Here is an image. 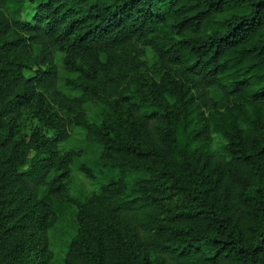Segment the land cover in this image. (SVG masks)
Instances as JSON below:
<instances>
[{
    "label": "trees",
    "instance_id": "1",
    "mask_svg": "<svg viewBox=\"0 0 264 264\" xmlns=\"http://www.w3.org/2000/svg\"><path fill=\"white\" fill-rule=\"evenodd\" d=\"M26 1L0 0V264H264V0Z\"/></svg>",
    "mask_w": 264,
    "mask_h": 264
},
{
    "label": "rangeland",
    "instance_id": "2",
    "mask_svg": "<svg viewBox=\"0 0 264 264\" xmlns=\"http://www.w3.org/2000/svg\"><path fill=\"white\" fill-rule=\"evenodd\" d=\"M39 1L38 0L37 2L33 3V2H30L29 0H27L25 2V6H24V9L22 11V20L25 22V23H29L31 24L32 21L34 20V17H35V14H36V9L39 5ZM26 75L28 77H32L33 76V72H27ZM37 130L41 135H49V132L47 130V128L41 124V122L38 120V118L36 117H33L31 118L29 121H28V124H27V130H26V134H27V140H29L30 138V135L35 131ZM28 169V166L23 168V170H27ZM59 251L57 250V253ZM59 254V253H58Z\"/></svg>",
    "mask_w": 264,
    "mask_h": 264
}]
</instances>
